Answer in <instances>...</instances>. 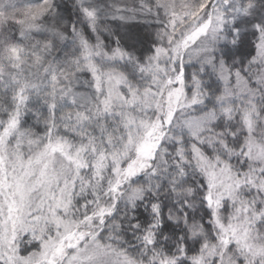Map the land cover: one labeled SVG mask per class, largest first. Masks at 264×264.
<instances>
[{
    "label": "snow or ice",
    "instance_id": "1",
    "mask_svg": "<svg viewBox=\"0 0 264 264\" xmlns=\"http://www.w3.org/2000/svg\"><path fill=\"white\" fill-rule=\"evenodd\" d=\"M0 264H264V0H0Z\"/></svg>",
    "mask_w": 264,
    "mask_h": 264
},
{
    "label": "trees",
    "instance_id": "2",
    "mask_svg": "<svg viewBox=\"0 0 264 264\" xmlns=\"http://www.w3.org/2000/svg\"><path fill=\"white\" fill-rule=\"evenodd\" d=\"M134 31H139V32L141 33V35H143V30H135V29H134ZM147 43H148L147 40H145V41H144V44H143V46H144L145 48L147 47Z\"/></svg>",
    "mask_w": 264,
    "mask_h": 264
}]
</instances>
